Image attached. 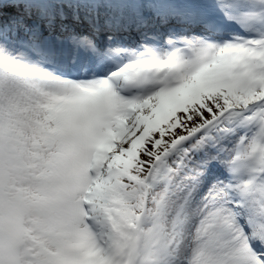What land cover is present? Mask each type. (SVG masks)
Instances as JSON below:
<instances>
[{"label":"snow or ice","instance_id":"obj_1","mask_svg":"<svg viewBox=\"0 0 264 264\" xmlns=\"http://www.w3.org/2000/svg\"><path fill=\"white\" fill-rule=\"evenodd\" d=\"M0 264H264V0H0Z\"/></svg>","mask_w":264,"mask_h":264}]
</instances>
